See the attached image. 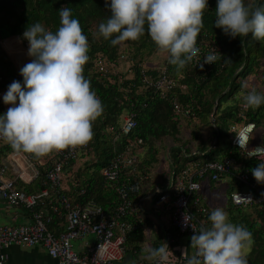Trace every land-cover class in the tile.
Listing matches in <instances>:
<instances>
[{"label":"trees","instance_id":"trees-1","mask_svg":"<svg viewBox=\"0 0 264 264\" xmlns=\"http://www.w3.org/2000/svg\"><path fill=\"white\" fill-rule=\"evenodd\" d=\"M248 2L264 4V0H246ZM208 3L197 47L203 57L213 48L224 57L216 64H205L203 70L194 61L177 72L175 66L168 63L169 54L162 64L147 67V58L159 52L147 32V26L139 40L113 46L111 39L99 34L100 23L111 15L106 0H0V41L19 36L28 45L23 33L28 25L36 22L55 32L60 26L59 9L65 6L72 10V18L79 20L88 39L89 61L84 67V75L102 101L103 113L93 122V138L87 149L63 169L60 194L66 196L72 205L84 207L93 203L101 206L108 216L113 214L118 201L116 184L104 180L102 171L111 166L116 152L124 147L127 139H142L144 146L136 167V175L142 180L140 192L132 197L134 203L146 193L153 192L156 186L166 187L172 173L175 183L177 176L188 169L194 181L214 189L221 177L213 181L211 174L205 172L199 178V169L209 162L232 159L234 164L227 189V212L231 222L242 224L252 232L253 244L247 254L248 264H264V201L242 206H234L231 201L233 192L248 189L247 185L236 180L234 175L237 173L248 174L250 184L257 183L259 188L264 185L258 183L250 171L258 165V161L244 157L230 141L232 126L240 128L242 124L253 123L254 131L261 127L264 129V105L256 109L242 108V93L252 89L264 91V42L248 37L242 45L239 37L232 39L226 36L222 29L214 26L217 0H208ZM12 41L17 42L15 53L23 50L17 38L5 41L3 47L10 57V49L5 43ZM4 50L0 46V92L7 91L14 80L23 84V77L18 78L19 73ZM228 58L231 63H225ZM123 62L129 65L126 71H122ZM106 64L114 66L117 73L110 72ZM101 67H106L107 73L100 72ZM162 71L172 83L168 91H158L144 83V76L157 80ZM172 100L179 104L180 111L174 109ZM186 110L189 111L187 115L184 114ZM6 112L0 105V115ZM126 113L135 114L136 126L128 135H123L121 118ZM206 129L209 132L204 138L201 131ZM207 139L211 144L206 143ZM260 144L264 145V131ZM11 152L10 145L0 149V166L4 165L6 156ZM193 163L199 164V167H193ZM50 165L45 160L44 165L39 167V176L31 183L18 182L16 189L26 194H39L49 188L44 175ZM255 197L257 199L259 195ZM152 199L155 201L158 198L153 196ZM190 204L196 218L204 219L199 212L201 208L208 210L205 219L207 227H210L209 216L213 209L206 199L201 198L200 190L193 195ZM54 205H58V195L50 189L48 197L42 198L33 210H22L29 218L34 211L50 215L52 222L49 228L58 231L59 223L64 219L52 213ZM149 228L150 224L145 219L127 234V253L141 251L147 244ZM170 232L177 240L182 237L172 229ZM161 241L162 236L150 244V251L159 248Z\"/></svg>","mask_w":264,"mask_h":264},{"label":"clouds","instance_id":"clouds-1","mask_svg":"<svg viewBox=\"0 0 264 264\" xmlns=\"http://www.w3.org/2000/svg\"><path fill=\"white\" fill-rule=\"evenodd\" d=\"M106 7L111 15L100 23L99 34L111 39L113 46L139 40L147 26L151 40L160 52L169 54L168 63L177 72L200 55L197 39L204 27L208 0H106ZM72 16L69 7H62L60 26L55 32L36 22L23 33V39L29 43L31 60L20 69L23 84L14 80L9 85L3 100L11 107L0 115V139L16 153L39 158L84 146L93 138V122L103 113V105L90 80L85 78L89 43L79 20ZM214 26L232 39L239 37L242 45L248 37L264 42V4L217 0ZM222 57L213 48L196 66L203 70L205 64H216ZM231 62L229 58L225 61ZM242 96L246 109L264 105V91L252 89ZM253 127L230 132L236 134V143L244 155L258 160V165L250 171L258 183L264 184V145L248 148ZM186 221L185 216L188 224ZM209 221L210 227H202L190 237V250L183 249L186 264H248L252 232L242 224L231 222L222 207L212 210ZM168 250L167 243L161 241V246L153 248L150 256L166 260ZM102 251L100 245L98 255Z\"/></svg>","mask_w":264,"mask_h":264},{"label":"built area","instance_id":"built-area-1","mask_svg":"<svg viewBox=\"0 0 264 264\" xmlns=\"http://www.w3.org/2000/svg\"><path fill=\"white\" fill-rule=\"evenodd\" d=\"M14 38L18 39L22 47V38L13 36L0 41L1 48L4 50V42ZM4 52L7 54L5 50ZM203 58L200 51V55L194 63L197 64V62L203 61ZM102 70L103 67L100 68V71ZM20 76L19 73L18 78ZM143 80L146 85L152 86L158 91H168L172 86L171 81H168L163 71L161 77L157 80L146 76ZM2 97V92H0V105L3 106ZM171 103L175 110H181L175 100H172ZM242 108L245 109L243 106ZM184 114H189V111H184ZM121 120V131L123 135H128L136 126L135 114L126 113ZM249 125L254 126L250 129V132L253 133L255 129L253 123L242 124L240 128L232 126L230 131L239 132ZM231 133L233 134L230 137L232 146L240 150L239 145L236 143V134ZM5 145L9 144L0 139V149ZM261 145H251L249 143L248 148L251 150ZM87 147L88 144L75 149L54 151L39 158L33 154L16 153L14 151L6 156L5 161L17 168L16 178L13 182L20 181L25 184L34 181L39 176V167L44 165L45 160L49 161L51 165L44 175L45 184L49 188L43 189L39 194H26L17 190L8 178L7 166L4 164L0 166V199L10 208L31 211L42 198L48 197L51 189L58 195V205L52 206V213L62 217L64 222L59 223L60 230H50L49 224H51L52 218L43 211L32 212L29 218L30 222L24 224L2 225L0 220V258H2L0 264H8L7 256L3 253V250L9 247H40L57 264H122L127 255L126 236L143 222V218L140 217L142 215L140 208L132 199L140 192L142 177L136 175V167L140 156L144 152L143 140L127 139L124 147L116 152L111 166L102 171L104 180L116 184L115 193L118 201L111 216H108L101 206L93 203H88L84 207L72 205L66 196L60 194L64 181L62 173L64 167L75 161ZM241 153L244 155L242 151ZM244 157L246 156L244 155ZM22 164H24L23 168L21 167ZM233 164L232 159L206 163L199 169V178H202L205 172L211 174L213 181L220 179V177H228L232 173ZM192 166L199 167V164L195 163ZM172 177L173 173L166 190L156 186L153 192L148 193L151 199L153 196L158 198L155 207L158 206V208L165 210L169 216L168 223L163 230V242H166L169 247L168 258L166 260L153 258L150 264H186L178 248V240L172 236L170 229L190 239L194 231L199 232L202 227H207L208 221L205 216L209 214L208 210L205 208L199 210L204 219L196 218L191 211L192 197L200 190L201 185L193 180V175L189 172V169L177 176L175 183ZM234 177L240 183L248 186L246 191L231 194V201L234 206L264 201V185L259 188L257 183L250 184L248 174L243 172L235 174ZM256 194L259 195L257 199ZM241 197H251L252 200L246 201ZM197 202L196 199L195 203ZM185 216L188 224L185 223ZM76 242H79L76 249H79L80 252L75 250L74 243ZM100 245H103V251L98 255ZM135 264L145 263L138 261Z\"/></svg>","mask_w":264,"mask_h":264},{"label":"crops","instance_id":"crops-1","mask_svg":"<svg viewBox=\"0 0 264 264\" xmlns=\"http://www.w3.org/2000/svg\"><path fill=\"white\" fill-rule=\"evenodd\" d=\"M24 50H21L19 52L17 61L9 57L16 69V72L18 73H20L21 67L24 64L30 62L31 60V57L28 55V52ZM6 92L7 91H3L2 96H4ZM9 107H11V105H6L3 100V108L7 110ZM5 162H6L5 165L7 166V176L13 182L15 181L14 179L16 178L17 168L14 167L13 164H10L8 161H5ZM21 167L23 168L24 164H22ZM18 182L20 181L13 182V185L16 187ZM221 182H224V184L227 185L228 187L230 183V177L228 176V177L221 178L220 183ZM162 189L166 190V187L163 186ZM206 189H208V191H206ZM212 190L213 189H209L207 185H201V188H200L201 198L203 200L206 199L208 201L205 193L212 192ZM148 200H152V203L147 207L146 203ZM156 201L157 200L154 201L153 199H151L148 193H146L141 198H139V200L136 201L137 205L140 208V212L142 214L140 215V217H142L143 220L146 219L148 221V223L150 224L149 229L152 230L153 234L151 238H148L147 245H145L139 253L136 251L134 254L127 253L122 264H135L138 261L143 262L145 264H150V261L153 259V257L150 256V246L149 245L153 244L154 241H156L160 236L163 237V230L169 220V216L165 210L160 209V207L158 208V206L155 207L157 205ZM0 206L5 207V210H6L5 220L10 223L8 225L14 226V225L30 222L29 217L25 214V212L22 209L10 208L1 199H0ZM11 209H14V210L12 211ZM9 210H11L12 213L8 212ZM190 243H191L190 239L185 236H182L178 240V248L180 250L181 255H182L183 249L189 248L190 250ZM3 253L7 256L8 264H57L56 261L53 260L51 257H49L47 253L45 252V250L40 247H35V248L9 247L3 250Z\"/></svg>","mask_w":264,"mask_h":264},{"label":"rangeland","instance_id":"rangeland-1","mask_svg":"<svg viewBox=\"0 0 264 264\" xmlns=\"http://www.w3.org/2000/svg\"><path fill=\"white\" fill-rule=\"evenodd\" d=\"M5 45L7 47H9L11 57L15 61H17V57L19 56V54L15 53V48L17 47V42H15V41H12L10 43L6 42ZM22 48H23V50L25 49L24 51L28 52L29 43H28V45H26L25 42H22ZM167 57H168V53H166V52L162 53V52L159 51L157 54L147 58L146 65H147V67L148 66L153 67L154 64H162L163 61L165 59H167ZM123 63L121 64L122 71L128 70L129 69V65L127 63H124V64ZM106 65L109 67L108 69H109L110 72H112L113 74L117 73L118 70L115 69L114 66H111L110 64H106ZM100 72L107 73V68L106 67L103 68V70L100 71ZM247 83L248 82H246V87L248 86ZM192 124H193V122H192ZM263 131H264V129L261 127V128H258L257 130H255L252 133V139L250 140L251 145L260 144V136L262 135ZM201 132H202L203 137L206 138L207 137L206 135H208L209 130L206 129V130H203ZM220 142L222 143V141H220ZM206 143L208 145L211 144L209 139L206 140ZM3 164H6V162L4 161ZM227 189H228L227 185H225L224 182H221L218 185H215V187L212 190V192L205 193L206 198L209 201V206L211 207V209H215L217 207H222L227 212V209L229 207V196H228V193H227ZM206 191H208V189H206ZM151 203H152V200H148L147 203H146V206L148 207ZM11 210L13 211L14 209H11ZM11 210H9L8 212L12 213ZM5 212H6L5 207L0 206V220H1V224L2 225L10 224L9 222H7L5 220L6 219L5 218ZM156 216H157V214H156ZM152 234H153L152 230L149 229L148 232H147V237L151 238ZM78 244H79V242H76V243H74V246H75V250H77V252H80L79 249H76ZM249 252H250V250L248 251V253Z\"/></svg>","mask_w":264,"mask_h":264},{"label":"water","instance_id":"water-1","mask_svg":"<svg viewBox=\"0 0 264 264\" xmlns=\"http://www.w3.org/2000/svg\"><path fill=\"white\" fill-rule=\"evenodd\" d=\"M215 106H216V105H215ZM215 108H216V107H214V111H213V114H214V112H215ZM211 121H213V115H212V119H211Z\"/></svg>","mask_w":264,"mask_h":264}]
</instances>
